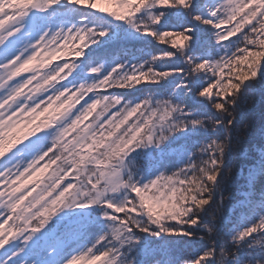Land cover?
Returning <instances> with one entry per match:
<instances>
[{"label":"snow or ice","instance_id":"1","mask_svg":"<svg viewBox=\"0 0 264 264\" xmlns=\"http://www.w3.org/2000/svg\"><path fill=\"white\" fill-rule=\"evenodd\" d=\"M100 2L66 0L79 9L127 21L160 44L170 38V47L142 63L118 64L107 73L92 67L89 59V71L96 75L92 82L78 84L72 77L77 59L48 66L50 61L68 53L77 58L87 55L85 49L105 31L89 26L88 17L82 16L79 24L48 27L29 43L14 42L31 13L47 12L61 0H0V264H27L21 255L25 246L58 211L92 207L102 214L100 224L108 231L83 248L81 238L95 220L84 223L74 235L57 237L68 249L61 264H118V260L125 264L119 258L139 244L137 232L193 239L201 230L211 246L195 256L179 250L174 264H228L229 255L235 259L226 250L229 243L252 249L240 264H264V247H255L264 243V211L219 250L213 239L221 216L216 197L233 153L240 101L264 71V0H218L215 7L200 0H111L114 11L99 7ZM202 7H207L206 16L194 14ZM171 9L183 10L192 21L211 28L224 54L210 59L192 55L194 29L169 30ZM225 24L230 27L222 28ZM33 27H38L35 21ZM170 77L180 78L179 100L172 99L175 88L168 98L147 95L136 103L122 102L117 91H107L139 89L142 82L159 85ZM198 77H202L199 83ZM189 94L215 115L190 108L185 99ZM41 116L45 118L40 120ZM89 116L91 121L83 124ZM189 129L215 135L200 143L182 166L144 182L128 157ZM17 157H23V163ZM49 168L51 173L42 178ZM116 193L123 199L116 201ZM125 245L129 247L122 252Z\"/></svg>","mask_w":264,"mask_h":264},{"label":"trees","instance_id":"2","mask_svg":"<svg viewBox=\"0 0 264 264\" xmlns=\"http://www.w3.org/2000/svg\"><path fill=\"white\" fill-rule=\"evenodd\" d=\"M200 3L207 7H215L218 0H200ZM99 7L106 8L108 11L116 10L111 0H101ZM207 7L197 8L194 14L206 16ZM82 16L88 17L85 23L105 31L106 35L99 38L97 43L92 44L90 49H85L87 55L77 58L72 53H68L51 60L48 65L60 63L65 59L69 61L77 59L78 67L74 69L72 77L78 84L85 81L92 82L93 76L96 75L89 71V59L92 67L99 66L101 73H107L118 64L142 63L150 59L151 55L159 53L164 47H170V38H166L168 43L160 44L151 37L137 32L127 21L117 20L109 16L107 12L100 13L96 10L79 9L74 5L67 4L66 0H61L60 5L47 12L31 13L26 18V26L16 36L14 42L29 43L38 38L40 33L48 27L55 30L60 27L67 28L72 24H79ZM34 21L38 24L36 28L33 27ZM166 26L169 30H180L188 26L194 29L191 47V54L194 56L210 59L218 58L224 54V50L220 48L212 35L213 30L192 21L183 10H168ZM224 27H230V25H222V28ZM229 39H235V37ZM179 43L185 42L180 39ZM80 61H84V63H80ZM155 67L159 70L160 64H156ZM43 70L41 69V71ZM224 71L227 73L228 69L225 68ZM22 75L26 74L22 73ZM201 80L202 77L197 78L198 83ZM179 83V77H170L168 80L161 81L159 85L149 86L142 82L141 85L137 86L140 87L139 89H108L107 91H117L122 97V102L136 103L147 95H152L156 99L168 98V93H171L172 89L175 88L176 92L172 99L179 100L183 97L182 89L176 88ZM185 99L190 108H197L204 115H215L210 106L205 108L203 104L196 103L198 98L191 97V94H189V98ZM240 104L241 111L238 118L240 125L233 133V153L229 155L225 163V178L221 192L216 197L221 214L217 223L216 235L213 237L216 241L217 250L226 240H230L237 231L254 223L258 219V212L264 211V71L258 73L255 83L247 88ZM96 111H99V107ZM95 114L94 112L92 115ZM44 118L41 116L40 120ZM91 119L92 116H89L83 124L89 123ZM213 135L215 134L195 129L174 133L159 147L150 145L146 148L137 149L128 157V160L140 170L138 175H142L144 182H146L161 172L171 173L182 166L189 154L195 151L200 143L206 142L207 137ZM17 160L23 163V157H17ZM54 167L55 165L52 166V168ZM52 168H49L42 178H46L51 173ZM32 186L34 185H28L29 188ZM115 199L116 201L122 200V193H116ZM101 215L95 210V207L88 209L63 208L50 220L45 229L28 242L21 255L27 264H33V262L34 264H61V258H66L65 253H68V249L62 248L57 237L64 239L74 235L80 231L84 223L95 220L96 224L89 228L88 233L81 238L79 243L81 248L91 246L99 235L108 231L106 225L101 226L100 224ZM205 222H208L207 219ZM136 235L140 238L139 244L127 256L119 258L125 261V264L129 260L133 264H174L179 250H190L195 256L211 246L207 233L203 230L193 239L182 236H153L150 233L139 232ZM201 236L204 237L203 240L199 238ZM15 243L22 246L20 241H15ZM128 247L125 245L121 251H126ZM255 247L257 249L262 248L264 243ZM226 250L235 256L233 259V255H229L228 264H240L241 259L245 258V254L252 251L247 246L238 248L233 243H229ZM0 256H3L2 252H0Z\"/></svg>","mask_w":264,"mask_h":264}]
</instances>
